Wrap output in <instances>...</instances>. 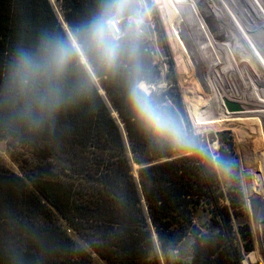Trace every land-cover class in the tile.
Returning a JSON list of instances; mask_svg holds the SVG:
<instances>
[{
	"label": "trees",
	"instance_id": "16d2710c",
	"mask_svg": "<svg viewBox=\"0 0 264 264\" xmlns=\"http://www.w3.org/2000/svg\"><path fill=\"white\" fill-rule=\"evenodd\" d=\"M59 3L91 73L74 47L62 103L32 123L34 82L14 75L17 54L43 61L46 37L72 41L49 0H0V141L19 169L0 157V264H96L91 253L107 264H241L252 238L230 130L193 131L172 61L159 87L138 0ZM94 24L109 26L107 62L86 42ZM187 108L198 119L199 104Z\"/></svg>",
	"mask_w": 264,
	"mask_h": 264
},
{
	"label": "rangeland",
	"instance_id": "374dc122",
	"mask_svg": "<svg viewBox=\"0 0 264 264\" xmlns=\"http://www.w3.org/2000/svg\"><path fill=\"white\" fill-rule=\"evenodd\" d=\"M49 1L58 20L72 43L75 44L82 62L91 73L90 67L63 20L59 0ZM111 22H114L115 28ZM134 23L149 43L154 61L161 67L160 88L166 86L165 73L169 62H173V75L176 79L177 91L183 101L187 122L193 131L207 134L227 129L232 133L252 238V250L243 253L241 264H264V133H262L264 125L260 124L263 128L260 127L262 131H258L259 125L250 121V118L235 113H218L211 106V102H209L211 101V92L207 91L205 85V82L208 81L210 84V81L206 77L207 67L203 66L206 54L205 44L200 31L204 27L212 30L214 25L211 20L209 24L201 12L196 13L188 0H138ZM109 24L117 33V20H110ZM93 79L96 86L99 87V92L106 100L96 78L93 77ZM141 87L145 91L151 88L160 90L159 87L149 86L145 82L141 83ZM212 99L217 100L216 98ZM195 103H198L201 108L198 119H194L192 115L194 124L187 104L191 111V106ZM257 115L255 114V116ZM121 130L129 152L125 132L122 128ZM211 147L216 148V143H212ZM0 157L9 169L15 172L19 171L18 166L7 153L6 144L2 141H0ZM133 165L136 173L137 166ZM91 254L96 264H107L94 253Z\"/></svg>",
	"mask_w": 264,
	"mask_h": 264
},
{
	"label": "bare ground",
	"instance_id": "6f19581e",
	"mask_svg": "<svg viewBox=\"0 0 264 264\" xmlns=\"http://www.w3.org/2000/svg\"><path fill=\"white\" fill-rule=\"evenodd\" d=\"M188 3L214 25L212 30L204 27L200 31L205 44L203 66L207 67L206 77L210 81L205 85L211 92V106L218 113L246 116L262 131L264 0H188ZM226 101L235 109L230 111Z\"/></svg>",
	"mask_w": 264,
	"mask_h": 264
},
{
	"label": "clouds",
	"instance_id": "9594fccd",
	"mask_svg": "<svg viewBox=\"0 0 264 264\" xmlns=\"http://www.w3.org/2000/svg\"><path fill=\"white\" fill-rule=\"evenodd\" d=\"M108 27L107 24H94L86 38L88 46L105 62L109 60L112 52ZM74 47V43L70 45L59 37H46L44 40L46 56L43 61H37L28 51L20 50L18 52L14 75L26 77L27 79L23 80L26 84L29 81L34 82L29 110L26 113L30 122H41L45 114L50 115L62 103L59 80ZM36 84L40 86L36 87ZM131 101L134 105L142 108L135 93H133Z\"/></svg>",
	"mask_w": 264,
	"mask_h": 264
},
{
	"label": "water",
	"instance_id": "95a60500",
	"mask_svg": "<svg viewBox=\"0 0 264 264\" xmlns=\"http://www.w3.org/2000/svg\"><path fill=\"white\" fill-rule=\"evenodd\" d=\"M101 90L104 92V90H103L102 88H101ZM225 104H226V107H227L230 111L235 109V106H234L231 102L226 101ZM115 115H117V114L115 113Z\"/></svg>",
	"mask_w": 264,
	"mask_h": 264
},
{
	"label": "built area",
	"instance_id": "2783aa9c",
	"mask_svg": "<svg viewBox=\"0 0 264 264\" xmlns=\"http://www.w3.org/2000/svg\"><path fill=\"white\" fill-rule=\"evenodd\" d=\"M111 24L113 25V27L115 28V24H114V22H111Z\"/></svg>",
	"mask_w": 264,
	"mask_h": 264
}]
</instances>
